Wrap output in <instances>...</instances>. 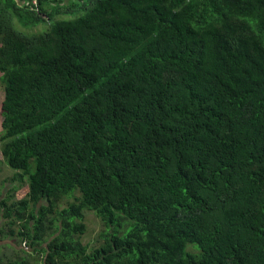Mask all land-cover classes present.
Returning <instances> with one entry per match:
<instances>
[{
  "label": "trees",
  "instance_id": "trees-1",
  "mask_svg": "<svg viewBox=\"0 0 264 264\" xmlns=\"http://www.w3.org/2000/svg\"><path fill=\"white\" fill-rule=\"evenodd\" d=\"M0 82V264H264V0H0Z\"/></svg>",
  "mask_w": 264,
  "mask_h": 264
},
{
  "label": "rangeland",
  "instance_id": "rangeland-1",
  "mask_svg": "<svg viewBox=\"0 0 264 264\" xmlns=\"http://www.w3.org/2000/svg\"><path fill=\"white\" fill-rule=\"evenodd\" d=\"M83 12H77L75 14L71 15H64L59 16L57 19H63V20H69L74 19L81 15ZM14 27L18 31H23L28 35L42 32L46 29V24H39L36 26L28 27L26 29H22L20 25L17 23L14 24ZM4 90L3 85L0 82V106L1 101L3 99ZM2 117L0 115V121ZM1 153H0V161H1ZM13 171H11L7 166L2 164L0 162V199H2L5 196L6 188L9 189V178L12 177ZM27 192V186H23L16 194L15 199L20 200L25 196V193ZM73 201V197L64 198L60 202V207L66 206L69 204V202ZM2 223V220L0 219V224ZM85 224L87 226L86 233L82 236V243L83 244H89L91 242H94L97 237L99 236V232L102 229V226L100 225V221L95 216L93 212H85ZM43 248H46L45 245H43ZM25 253H31L30 250L25 246L24 243L19 242L17 239H1L0 237V260L3 261V263H7L8 261L15 260L17 258L25 259L26 255ZM39 264H42V259Z\"/></svg>",
  "mask_w": 264,
  "mask_h": 264
}]
</instances>
